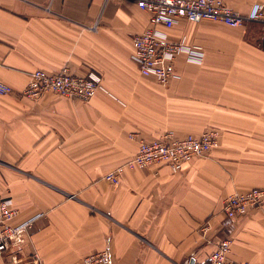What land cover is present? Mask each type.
I'll return each instance as SVG.
<instances>
[{
    "label": "crops",
    "instance_id": "0c3cea01",
    "mask_svg": "<svg viewBox=\"0 0 264 264\" xmlns=\"http://www.w3.org/2000/svg\"><path fill=\"white\" fill-rule=\"evenodd\" d=\"M225 1L246 14L264 0ZM201 22L166 30L207 51L199 64L180 56L179 78L163 85L132 57L149 25L135 1L0 0V80L13 88L0 95V194L18 210L13 223L34 220L0 264L33 253L81 264L104 249L115 264H204L224 238L232 260L264 264V205L232 219L223 210L229 195L264 188V27ZM36 69L96 73L102 85L89 101L26 97ZM212 128L218 145L179 171L161 163L124 167L118 186L104 178L141 138Z\"/></svg>",
    "mask_w": 264,
    "mask_h": 264
},
{
    "label": "built area",
    "instance_id": "2783aa9c",
    "mask_svg": "<svg viewBox=\"0 0 264 264\" xmlns=\"http://www.w3.org/2000/svg\"><path fill=\"white\" fill-rule=\"evenodd\" d=\"M149 14V25L133 37V59L144 76H153L161 84L168 85L179 78L176 62L183 56L189 63H202L205 51L202 46L188 42L185 38L170 39L167 29L172 28L181 19L189 22L211 20L231 27L243 26L246 22H259L264 27V1L255 3L246 14L241 13L225 0H133ZM102 78L96 73L88 76L75 75L63 69L51 73L36 69L31 73L29 83L23 95L40 98L48 92L62 97L89 101L102 85ZM13 88L0 80V95H7ZM220 132L216 128L208 129L199 135L187 134L178 138L166 133L159 138L140 139L135 155L125 164L108 172L104 178L115 186L121 182L124 167L145 169L155 164H167L179 171L186 163L207 155L218 145ZM264 205V188H252L237 191L224 200L223 210L228 218L244 215L251 208ZM18 210L12 201L0 194V257L13 248H22L28 239V232L34 220L13 223ZM232 240L224 238L209 255L204 264H254L252 261H234L230 258ZM19 260L15 258L14 263ZM22 264H41L37 253ZM81 264H115L110 250L97 251L83 258Z\"/></svg>",
    "mask_w": 264,
    "mask_h": 264
},
{
    "label": "rangeland",
    "instance_id": "374dc122",
    "mask_svg": "<svg viewBox=\"0 0 264 264\" xmlns=\"http://www.w3.org/2000/svg\"><path fill=\"white\" fill-rule=\"evenodd\" d=\"M210 20H204V21H202L201 23H203V22H209ZM201 23H198L197 25H199V24H201ZM218 23H221V22H218ZM221 24H223V23H221ZM248 24H250V25H257V26H260L259 24H257V23H252V22H246L244 25H248ZM195 25V24H194ZM261 27V26H260ZM191 43H193V44H198V42L196 41V40H192L191 41ZM207 50L205 49V52H206ZM181 60H183V59H181ZM184 61V60H183ZM186 63V62H185Z\"/></svg>",
    "mask_w": 264,
    "mask_h": 264
}]
</instances>
